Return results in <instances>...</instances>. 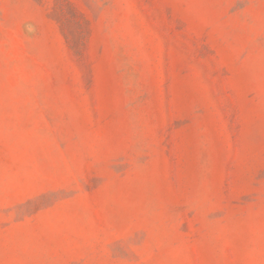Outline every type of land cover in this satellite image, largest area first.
<instances>
[{
    "label": "rangeland",
    "instance_id": "1",
    "mask_svg": "<svg viewBox=\"0 0 264 264\" xmlns=\"http://www.w3.org/2000/svg\"><path fill=\"white\" fill-rule=\"evenodd\" d=\"M0 264H264V0H0Z\"/></svg>",
    "mask_w": 264,
    "mask_h": 264
}]
</instances>
